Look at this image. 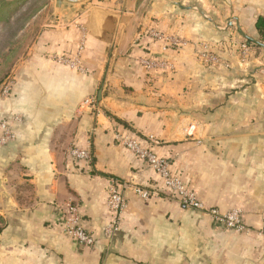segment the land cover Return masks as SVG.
<instances>
[{
  "label": "crops",
  "instance_id": "0c3cea01",
  "mask_svg": "<svg viewBox=\"0 0 264 264\" xmlns=\"http://www.w3.org/2000/svg\"><path fill=\"white\" fill-rule=\"evenodd\" d=\"M26 3L0 0V24ZM41 13L0 89V264H264V0H45ZM125 136L244 229L182 206ZM111 179L130 186L106 240ZM72 205L94 246L66 234Z\"/></svg>",
  "mask_w": 264,
  "mask_h": 264
},
{
  "label": "built area",
  "instance_id": "2783aa9c",
  "mask_svg": "<svg viewBox=\"0 0 264 264\" xmlns=\"http://www.w3.org/2000/svg\"><path fill=\"white\" fill-rule=\"evenodd\" d=\"M150 35L155 39L163 41L164 46L171 44H180L181 41L178 38L172 36H163L156 31H150ZM150 64V63H149ZM10 90L9 83L3 82L1 92L7 94ZM0 126L4 130V139L11 137L8 131L6 122H2ZM123 144L133 151L139 158L145 160L149 166L155 169L164 180V185L173 194L174 197L180 202V204L187 208L195 210H204V206L198 200L195 192L185 186L179 178L172 175L168 169L169 162L167 159L158 157L151 151L142 148L138 145L136 140L132 136L121 137ZM69 154L75 159L89 161L91 156L88 151L73 147L69 150ZM128 182L118 181L111 179L107 191L106 210L108 214V220L106 225L102 229L99 236L106 240H110L120 229V222L123 212L125 211L127 200L124 195L125 188L129 187ZM133 191L141 197L148 198L150 196L157 195L154 189L143 188L140 186H133ZM206 211L215 223L221 224L227 229H233L241 231L244 229V225L241 220L240 211L233 209L227 212H221L216 208H208ZM81 210L78 205L69 206L65 211L63 219V228L68 236L77 240L79 244L85 247L94 246L97 240L96 234L86 230L80 224ZM263 232H264V217H263Z\"/></svg>",
  "mask_w": 264,
  "mask_h": 264
},
{
  "label": "rangeland",
  "instance_id": "374dc122",
  "mask_svg": "<svg viewBox=\"0 0 264 264\" xmlns=\"http://www.w3.org/2000/svg\"><path fill=\"white\" fill-rule=\"evenodd\" d=\"M45 0H28V3L17 10L16 16L0 24V86L6 78L12 60L17 59L26 49L37 33L40 19L44 14L33 18ZM28 27L26 23L31 21ZM1 89V87H0ZM1 94V93H0Z\"/></svg>",
  "mask_w": 264,
  "mask_h": 264
},
{
  "label": "trees",
  "instance_id": "16d2710c",
  "mask_svg": "<svg viewBox=\"0 0 264 264\" xmlns=\"http://www.w3.org/2000/svg\"><path fill=\"white\" fill-rule=\"evenodd\" d=\"M255 26L257 30L259 31V35L261 40L264 42V17H258ZM255 47H258V44H254Z\"/></svg>",
  "mask_w": 264,
  "mask_h": 264
},
{
  "label": "water",
  "instance_id": "95a60500",
  "mask_svg": "<svg viewBox=\"0 0 264 264\" xmlns=\"http://www.w3.org/2000/svg\"><path fill=\"white\" fill-rule=\"evenodd\" d=\"M61 0H56V6H60Z\"/></svg>",
  "mask_w": 264,
  "mask_h": 264
}]
</instances>
